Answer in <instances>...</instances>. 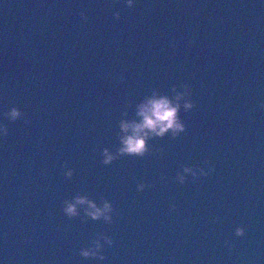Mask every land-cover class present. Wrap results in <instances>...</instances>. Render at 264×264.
<instances>
[{
	"label": "water",
	"instance_id": "obj_1",
	"mask_svg": "<svg viewBox=\"0 0 264 264\" xmlns=\"http://www.w3.org/2000/svg\"><path fill=\"white\" fill-rule=\"evenodd\" d=\"M185 87V130L119 155L121 122ZM0 123V264H264V88L0 8ZM185 167L211 171L181 184ZM77 196L110 202L112 220L65 214ZM103 235L105 260L80 255Z\"/></svg>",
	"mask_w": 264,
	"mask_h": 264
},
{
	"label": "clouds",
	"instance_id": "obj_2",
	"mask_svg": "<svg viewBox=\"0 0 264 264\" xmlns=\"http://www.w3.org/2000/svg\"><path fill=\"white\" fill-rule=\"evenodd\" d=\"M137 3V0H126V6L133 8ZM119 18L120 13H115ZM81 16L86 20L85 13H81ZM185 100L184 108H193V103L190 101L189 92L187 87L182 93H178L176 96V102L173 103L167 96H153L145 103L140 105L138 116L142 119L137 121H122L120 127L125 134L121 137L122 147L119 148V155H138L143 156L148 152L147 141L152 137H163L169 130H172L174 134H178L185 130L184 123L180 120L179 112L181 108L180 101ZM6 115L12 120L16 121L23 116L22 111L19 108H12ZM0 135L7 136L8 128L6 125L0 123ZM103 163L110 164L113 160L117 159V156L113 154L109 149L105 148L103 151ZM211 169L205 171L204 168L185 167L183 173H178V180L181 184L187 182V176L184 173H191L193 178H197L201 175H209ZM66 175L71 177L73 170L67 171ZM138 189L143 191L146 188L145 184H139ZM64 212L68 216L79 215L78 205H87L86 213L94 220L104 218L108 221L112 220V217L108 213L113 211V205L110 202H105L103 207H99L93 200L88 199L86 196H77L75 201L65 202ZM237 236H244L245 229L243 227L236 230ZM105 241L108 245H112L114 241L111 237L103 235L98 237L93 246L84 248L81 250L80 255L84 258H95L101 261L106 257L102 255L104 244L101 241Z\"/></svg>",
	"mask_w": 264,
	"mask_h": 264
}]
</instances>
